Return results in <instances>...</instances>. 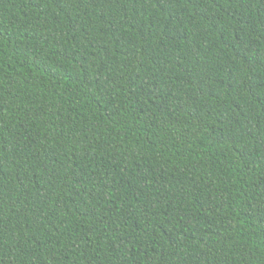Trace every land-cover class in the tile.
<instances>
[{
  "label": "trees",
  "instance_id": "16d2710c",
  "mask_svg": "<svg viewBox=\"0 0 264 264\" xmlns=\"http://www.w3.org/2000/svg\"><path fill=\"white\" fill-rule=\"evenodd\" d=\"M0 264H264V0H0Z\"/></svg>",
  "mask_w": 264,
  "mask_h": 264
}]
</instances>
